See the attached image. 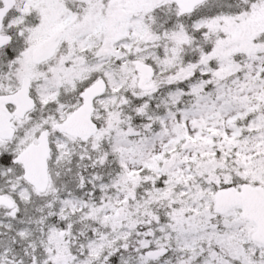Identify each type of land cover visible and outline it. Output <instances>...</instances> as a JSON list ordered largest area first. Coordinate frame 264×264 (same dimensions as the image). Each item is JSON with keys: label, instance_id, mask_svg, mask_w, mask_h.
I'll return each mask as SVG.
<instances>
[{"label": "snow or ice", "instance_id": "snow-or-ice-1", "mask_svg": "<svg viewBox=\"0 0 264 264\" xmlns=\"http://www.w3.org/2000/svg\"><path fill=\"white\" fill-rule=\"evenodd\" d=\"M0 264H264V0H0Z\"/></svg>", "mask_w": 264, "mask_h": 264}]
</instances>
